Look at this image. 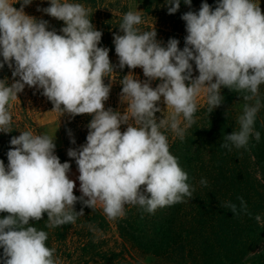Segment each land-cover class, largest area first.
Masks as SVG:
<instances>
[{
  "label": "clouds",
  "instance_id": "9594fccd",
  "mask_svg": "<svg viewBox=\"0 0 264 264\" xmlns=\"http://www.w3.org/2000/svg\"><path fill=\"white\" fill-rule=\"evenodd\" d=\"M31 3L0 0V69L6 64L13 77L10 85L0 79V132H12L10 102L25 86L41 89L61 116L88 114L92 119L86 144L67 152L78 166L79 197L68 176L70 163H61L55 154V137L22 131L11 138L7 165L0 160V213L5 214L0 218V264H60L56 249L47 245L48 233L31 222L46 214L48 228L75 223L84 215L83 208L75 210L77 202L92 210L99 205L115 220L126 215V205L154 214L192 198L195 188L171 153L166 132L185 138L202 92L210 113L222 104L225 87L249 102L238 117V129L223 137L222 148L246 149L250 139L260 141L255 123L264 107V10L256 0H218L214 9L204 2L198 13H184L182 50L175 38L162 45L155 27L141 30L139 12H126L119 25L123 34L113 39L119 67H140L147 79L142 82L129 72L120 80V100L127 104L123 112L105 108L111 83L104 80H115V73L109 49L98 46L102 32L92 24L89 10L75 0H49L42 11L65 25L57 34L48 30V21L26 14ZM166 3L169 14L180 7V0ZM184 3L191 6L192 0ZM153 80L161 82L153 88ZM161 100L171 109L167 118L156 116L164 110L158 106ZM122 125H127L123 132ZM200 183L207 186L205 179ZM238 199L239 208L230 201L222 207L251 217L243 197ZM254 219L264 223L260 215Z\"/></svg>",
  "mask_w": 264,
  "mask_h": 264
},
{
  "label": "trees",
  "instance_id": "16d2710c",
  "mask_svg": "<svg viewBox=\"0 0 264 264\" xmlns=\"http://www.w3.org/2000/svg\"><path fill=\"white\" fill-rule=\"evenodd\" d=\"M36 1L38 5L29 15L48 21V30L62 34L60 30L65 26L64 22L42 11L50 6L49 0ZM116 1L114 7L106 6L105 0H75L89 10L92 24L102 32L98 46L109 49L115 80L107 77L104 80L105 84L111 83L105 108L123 112L127 104L120 100V80L129 72L142 82L146 77L139 67H119L113 39L115 34H123L119 25L126 8L123 0ZM204 2L214 9L218 0H192L191 6L180 0V7L173 14H169L171 5L166 0H144V10L140 13L142 24L139 27L141 30L155 27L156 38L162 45L166 46L169 39L175 38L179 40L182 50L187 31L186 22L181 17L188 11L198 13ZM14 7L17 8L16 4ZM195 76H198V71L193 62ZM5 78L9 85L13 82L12 69L6 64L0 69V79ZM221 95L224 97L222 104L211 113L206 100L201 105L197 104L195 123L187 129L183 140L170 130L166 132L171 153L179 159L181 167L189 175L188 182L195 188L193 197L160 208L154 214L138 206L126 205V215L115 220H109L99 205L92 210L77 202L75 210L79 212L83 208L84 215L78 216L75 223L54 228L47 227L45 214L43 220L31 223L48 233L47 245L56 249L60 264H137L131 257L132 253L153 257L160 264H264V223H257L254 219L255 215H260L264 221V107L255 123V129L261 133L260 141L250 139L246 149L233 147L232 151H228L221 147L223 137L238 129V117L243 113L244 104L249 102L243 99V93L230 91L226 87L221 89ZM260 98L264 104V85L260 88ZM10 103L12 132H0V160L5 165L8 163L11 138L19 136L22 131L39 134L32 121L33 114L44 108L53 110V104L42 94L41 89L28 86L18 94L17 100ZM156 116L163 118L161 113H156ZM62 118L60 146L55 149V154L61 163H70L69 173L76 171L79 174L75 160L67 152L70 148L79 149L86 144L92 116L83 114L71 117L65 114ZM126 127L122 125L121 131L126 130ZM73 138L75 144L71 142ZM201 179L207 180V186L200 183ZM74 194L78 197L81 195ZM238 197H243L247 203L251 217L243 213L233 215L228 208L222 207L230 201L239 208ZM3 215L0 213V218ZM110 225L123 243L121 250L104 248L105 242L101 235Z\"/></svg>",
  "mask_w": 264,
  "mask_h": 264
},
{
  "label": "rangeland",
  "instance_id": "374dc122",
  "mask_svg": "<svg viewBox=\"0 0 264 264\" xmlns=\"http://www.w3.org/2000/svg\"><path fill=\"white\" fill-rule=\"evenodd\" d=\"M125 5L126 12L128 11H137L139 13H142L144 10V0H123ZM258 4H260V7L262 10H264V0H256ZM115 3H117L116 0H105L104 4L106 6L113 5L115 7ZM38 2L35 0L31 3V5H28L24 8V11L26 14H32L31 10H35V6L37 7ZM17 8H20V4H16ZM149 18V17H147ZM142 69L139 67V71ZM147 79V78H146ZM161 81L159 80H153L150 83L152 84V87L155 88ZM206 95L202 92L197 97V104L201 105L205 102ZM161 107L163 112H161L162 117H169L171 114V109L166 108V106L163 104V101L158 105ZM181 119V118H180ZM63 118L62 116L58 115V113L52 109H40L38 112L34 113L32 116V121L35 124V126L38 129L39 134H48L51 137H55L54 143L56 144V148L60 146V125ZM68 176L70 179L75 181L76 187L74 189L75 193H80L79 190V181L78 176L79 174L76 171H72L68 173ZM101 239L105 242L104 248H107L109 250L117 251L121 250L123 247L122 241L118 238L115 228L110 225L109 229L105 231L101 235ZM131 257L134 258V260L137 262V264H160L159 261L155 260V258L150 256H143L138 254H131Z\"/></svg>",
  "mask_w": 264,
  "mask_h": 264
}]
</instances>
